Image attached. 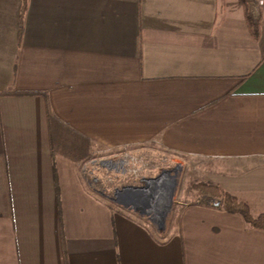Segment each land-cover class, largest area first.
I'll return each mask as SVG.
<instances>
[{"label": "crops", "instance_id": "1", "mask_svg": "<svg viewBox=\"0 0 264 264\" xmlns=\"http://www.w3.org/2000/svg\"><path fill=\"white\" fill-rule=\"evenodd\" d=\"M0 0V264H264V229L183 200L164 235L84 166L194 161L264 214V2Z\"/></svg>", "mask_w": 264, "mask_h": 264}, {"label": "rangeland", "instance_id": "2", "mask_svg": "<svg viewBox=\"0 0 264 264\" xmlns=\"http://www.w3.org/2000/svg\"><path fill=\"white\" fill-rule=\"evenodd\" d=\"M131 151L121 149L104 151V155L95 154L89 162L98 159H111L119 162L124 152H130L133 157L138 159V165L142 166V169L135 171L136 173H124V169L119 166L108 170L104 165L99 166L95 163L88 164L89 169L84 170V172L88 177L90 187L101 196H104L109 204L119 210L134 213L151 224L160 235H164L171 217L180 207L178 203L183 200L189 202L197 200L198 193L192 186L201 180V174L192 160L185 161L166 152L154 153L144 149L140 152H136L134 149ZM149 182L154 183L153 185L157 187L156 190L160 188L158 185L161 183H169L170 186V190L165 193L166 196H170L169 207L166 208V204L163 203L165 210H163V219L160 224H157L156 220L153 219L155 208L148 210V213L140 209L136 210V207L133 208L127 204L132 197L139 195L138 191H148V189L153 191V186ZM160 191L161 189L158 192L160 193ZM156 198L153 196L154 201L157 200ZM158 210L160 209L158 208ZM158 210L155 209V211Z\"/></svg>", "mask_w": 264, "mask_h": 264}, {"label": "trees", "instance_id": "3", "mask_svg": "<svg viewBox=\"0 0 264 264\" xmlns=\"http://www.w3.org/2000/svg\"><path fill=\"white\" fill-rule=\"evenodd\" d=\"M28 9V0H22L20 13V34L24 30L25 16ZM197 191V201L206 203L216 208H223L225 211L241 215L245 222L254 228L264 229V214L254 217L242 202H239L233 195L226 192L217 185L210 183H197L192 186Z\"/></svg>", "mask_w": 264, "mask_h": 264}, {"label": "bare ground", "instance_id": "4", "mask_svg": "<svg viewBox=\"0 0 264 264\" xmlns=\"http://www.w3.org/2000/svg\"><path fill=\"white\" fill-rule=\"evenodd\" d=\"M149 184L151 185L152 182H149ZM153 184H152L153 191L150 189H148V191L140 190V191H138L139 195H135L134 197H132L131 201H129L127 204L133 208L136 207L135 208L136 210L140 209V210H143L145 212H148V210L154 209V208L158 210V208H159L160 210H158V211H155V209H154L153 219L156 220L157 224H160V223H162L161 220L163 219V214H164L163 210H165V207H163L164 206L163 203L166 204V208L169 207L170 196H168V195L166 196L165 193H167L170 190V186L168 185L169 183H161L160 185H158V186H160V188L158 190H156L157 187L154 186ZM160 189H161V191L159 193L158 191ZM153 196L157 197L156 198L157 200L154 201ZM123 200L127 201L126 199H123ZM165 201H167V202H165Z\"/></svg>", "mask_w": 264, "mask_h": 264}, {"label": "built area", "instance_id": "5", "mask_svg": "<svg viewBox=\"0 0 264 264\" xmlns=\"http://www.w3.org/2000/svg\"><path fill=\"white\" fill-rule=\"evenodd\" d=\"M261 2H264V0H261ZM91 163H95L96 165L99 166H105L108 168V170L112 167H116L119 166L120 168L122 167V169H124V173H136V170H140L142 169L141 165L139 164V161L137 158L133 157L132 154L130 152H124L122 155V159L119 162H115L114 160H105V159H98V160H93L89 163H87L84 166V170L89 169V165ZM89 164V165H88Z\"/></svg>", "mask_w": 264, "mask_h": 264}]
</instances>
